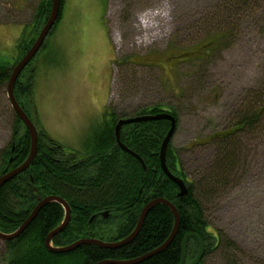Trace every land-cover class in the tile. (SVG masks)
<instances>
[{"label":"rangeland","instance_id":"rangeland-1","mask_svg":"<svg viewBox=\"0 0 264 264\" xmlns=\"http://www.w3.org/2000/svg\"><path fill=\"white\" fill-rule=\"evenodd\" d=\"M42 1L0 0V64L19 58L18 40L31 38ZM237 1L64 0L62 19L46 40L52 49H41L21 79L34 71L27 109L37 127L65 147L82 150L87 109L103 108L104 114L110 105L131 118L158 105L178 117L171 149L185 174L205 175L215 156L212 137L231 129L244 106L263 101L264 0H249L245 9ZM222 6L235 23L225 45L202 58L193 46L216 27L197 26ZM16 125L5 84L0 151L12 143ZM246 134L238 140L237 179L209 199L205 214L209 229L234 243V263L264 264V123ZM9 259L0 241V264ZM205 264L228 263L213 253Z\"/></svg>","mask_w":264,"mask_h":264},{"label":"trees","instance_id":"trees-1","mask_svg":"<svg viewBox=\"0 0 264 264\" xmlns=\"http://www.w3.org/2000/svg\"><path fill=\"white\" fill-rule=\"evenodd\" d=\"M237 4H242L241 8L244 9L250 5L249 0H238ZM63 6L64 0H61L59 18L49 35L62 18ZM51 8L52 0H43L38 4L32 30L28 31L31 38L24 34L18 40L16 49L19 58L16 57L13 64H0V88L8 83L12 68L36 41L50 16ZM219 10L197 26L216 27L193 46L194 53L202 58H208L225 45L235 23V17L228 7L222 6ZM46 40L41 49H44ZM32 62L20 74L15 96L38 130V151L31 167L0 189V232H16L38 204L39 197L55 196L69 205L71 221L53 239L54 247H65L81 239L114 243L127 238L134 231L143 208L149 202L163 198L172 202L178 210V233L164 252L140 264H181L182 240L190 233L198 234L204 242L205 253L200 264H205V259L213 253L221 254L228 264H237L230 255L236 249L234 243L221 231L209 229L205 208L209 199L216 198L237 179L234 166L239 158L238 140L242 134L257 130L258 124L263 127L264 94L260 105L257 99V106L250 107L248 104L238 112L231 129L212 137L215 156L205 175L189 178L176 152L171 149V141L167 151V166L174 175L186 182L189 190L186 197L179 198V188L164 174L160 163L161 146L171 128L169 121L123 126L120 141L136 155L133 156L124 152L116 139L117 123L129 117L108 105L102 118L92 124L83 149H69L39 129L27 109L34 86V71H31L25 82L21 79ZM262 91L264 93V88ZM23 99L28 102H23ZM160 113H169L178 122L176 112L164 110L158 105L143 108L133 116ZM15 118L17 125L12 143L0 151V176L23 164L31 149L27 129L17 115ZM105 212L109 214L108 219H103L101 215ZM94 216L95 219L91 221ZM64 219L65 210L60 204L53 202L45 206L18 239L3 242L10 255L8 264H98L103 261L134 260L163 245L174 228L172 211L164 205H158L148 214L136 239L125 247L110 250L85 245L71 253L55 254L47 250L45 240ZM198 251L197 240L191 239L186 249L185 264H191Z\"/></svg>","mask_w":264,"mask_h":264},{"label":"water","instance_id":"water-1","mask_svg":"<svg viewBox=\"0 0 264 264\" xmlns=\"http://www.w3.org/2000/svg\"><path fill=\"white\" fill-rule=\"evenodd\" d=\"M60 6H61V0H52V8H51V13L50 16L45 24V26L42 28L39 36L37 37L36 41L32 45V47L29 49V51L21 58V60L15 64V66L12 68L10 79L7 83V95L9 102L11 104V107L15 114L18 116L19 120L23 123L25 128L27 129L29 136L31 138V149L29 152V156L26 159V161L21 164L19 167L6 171L2 176H0V189L6 185L7 183L11 182L14 180L16 177L19 175L23 174L26 172L34 162L36 156H37V151H38V131L32 120L29 118L27 113L23 110L21 105L16 99L15 96V87L17 80L20 76V74L23 72V70L31 63V61L35 58V56L38 54L40 51L42 45L44 44L47 36L51 32L52 28L56 24L58 18H59V13H60ZM160 120H166L171 123V128L166 135V137L163 140L161 150H160V163L162 170L164 174L179 188V198L186 197L189 193L188 187L186 185V182L174 175L168 168L167 166V151L168 147L173 139V136L175 134L176 128H177V120L176 118L169 114V113H160L157 115H145V116H138V117H132V118H127V119H121L117 123L116 126V139H117V144L120 146V148L124 151L127 152L133 156H136L132 151L128 150L126 146H124L121 141H120V131L123 126L125 125H133V124H138V123H145V122H153V121H160ZM138 158V157H137ZM141 163L143 164V168H145L144 163L142 160L139 158ZM58 203L60 204L64 210H65V219L62 222V224L54 229L50 234L47 236L45 240V246L48 251L55 253V254H67L76 251L77 249L81 248L82 246L85 245H92V246H97L102 249H110V250H115V249H120L122 247H125L129 244H131L136 237L139 235L143 224L148 216V214L158 205H164L168 207L174 216V228L173 231L168 238V240L161 245L159 248L153 250L152 252H149L148 254L134 259V260H129V261H103L98 264H140L162 252H164L173 242L174 238L176 237L179 226H180V215L178 213L177 208L174 206V204L166 199L163 198H158L155 200H152L149 202L142 210L137 226L134 229V231L125 239L114 242V243H108V242H103L100 240L96 239H81L73 244H70L65 247H60L56 248L52 245L53 239L61 234L69 225L71 221V209L69 205L59 197L55 196H49L46 198H38V204L35 206L34 210L31 212L29 217L26 219V221L21 225V227L14 233L12 234H4L0 232V241L2 242H13L16 239H18L24 232L25 230L31 225V223L35 220L39 212L48 204L50 203ZM103 219H108L109 214L108 212L102 213L101 214ZM96 216H94L91 221L95 219ZM191 239H196L199 247L198 254L196 258L193 260L191 264H200L204 257L205 253V247H204V242L202 238L196 234V233H190L187 234L183 240H182V261L181 264L186 263V249L188 246V243Z\"/></svg>","mask_w":264,"mask_h":264},{"label":"crops","instance_id":"crops-1","mask_svg":"<svg viewBox=\"0 0 264 264\" xmlns=\"http://www.w3.org/2000/svg\"><path fill=\"white\" fill-rule=\"evenodd\" d=\"M62 19V18H61ZM46 49L48 50V52L52 49V47H50V49H49V47H48V45L46 44ZM102 115H103V108H101V109H99V108H96V109H93V108H90V109H87L86 110V114L83 116V119H84V121H83V128L82 129H86L85 131L86 132H88L89 133V131H90V128H91V126H92V124L94 123V122H96V121H98V120H100V119H98V118H100V117H102ZM40 129H42L43 131H45L46 132V134L50 137V138H52V136H51V134H50V132H49V130L48 129H46V128H40ZM85 132V133H86ZM85 133H84V135H85ZM84 135H82L81 137H80V139H79V141L80 142H83V144H84V141H85V139H86V137H84ZM53 139V138H52ZM53 140H57V139H53ZM58 142V141H57ZM59 143V142H58ZM61 144V143H60ZM63 145V144H62ZM64 146V145H63ZM72 148H75V147H72ZM72 150H76V149H72Z\"/></svg>","mask_w":264,"mask_h":264}]
</instances>
